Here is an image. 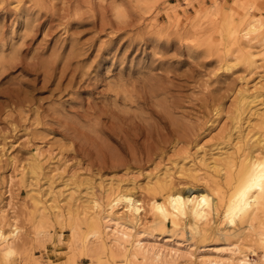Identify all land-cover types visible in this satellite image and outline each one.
<instances>
[{
    "label": "rangeland",
    "instance_id": "374dc122",
    "mask_svg": "<svg viewBox=\"0 0 264 264\" xmlns=\"http://www.w3.org/2000/svg\"><path fill=\"white\" fill-rule=\"evenodd\" d=\"M251 17L264 24V0H0V224L21 229L0 264H97L84 211L118 188L144 205L119 217L176 264L237 247L264 264L245 221L174 225L149 207L162 183L224 193L264 154V26L248 47L227 39Z\"/></svg>",
    "mask_w": 264,
    "mask_h": 264
},
{
    "label": "bare ground",
    "instance_id": "6f19581e",
    "mask_svg": "<svg viewBox=\"0 0 264 264\" xmlns=\"http://www.w3.org/2000/svg\"><path fill=\"white\" fill-rule=\"evenodd\" d=\"M248 11L247 13H249ZM263 26L264 24L258 17H251L241 28L237 26L229 28L227 39L231 44L238 45L239 48L248 47L250 46L251 35L262 29ZM259 40L262 42L264 36ZM227 175L231 176L232 181L224 193H221L217 187L211 189L192 186V188L185 189L162 183L158 186L163 191L162 194L150 196L149 207L157 218L163 221L169 220L174 225L207 223L212 219L213 213L220 212L222 217L231 224L235 225L245 221L248 230H253L258 241L263 242L264 154L245 155L241 159L235 174L232 175L227 172ZM91 201V206L95 211L94 213L84 211L87 213L85 217L86 229L80 231V240L81 245L85 248H89V243L99 241L98 246H96L97 250L94 251L97 264H104L106 261L107 264H116L114 256L117 254L124 256V262L121 264H176L177 258L174 254L171 252L163 253L160 249L144 242L142 239L144 232L145 234L148 232L143 229H133L124 218L119 217L121 213L136 221L140 220L144 205L142 204L143 200L137 197L135 192L130 189L118 188L111 192L106 206H102L97 199ZM254 220H258L259 224L255 230L252 224ZM71 227L72 236L79 235V223L75 221ZM20 231L16 221L10 222L7 230L0 224V253L5 258L15 252L16 245L13 248V244L19 238ZM37 232L40 233L39 228ZM126 242L129 243V246H126ZM236 249L240 255L235 260L207 258V260L203 259L202 261H209L210 264H252L247 260L246 253L242 249L239 247ZM104 251L107 255L103 260L101 253ZM249 251L254 252V249L250 248ZM175 252L177 251L175 250ZM35 262L38 264L39 261L36 260ZM72 264L77 263L72 260Z\"/></svg>",
    "mask_w": 264,
    "mask_h": 264
}]
</instances>
